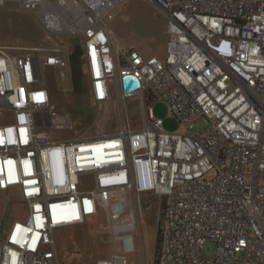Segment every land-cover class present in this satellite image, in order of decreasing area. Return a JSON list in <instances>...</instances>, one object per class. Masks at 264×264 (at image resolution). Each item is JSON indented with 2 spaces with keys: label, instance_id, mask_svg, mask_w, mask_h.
<instances>
[{
  "label": "built area",
  "instance_id": "2783aa9c",
  "mask_svg": "<svg viewBox=\"0 0 264 264\" xmlns=\"http://www.w3.org/2000/svg\"><path fill=\"white\" fill-rule=\"evenodd\" d=\"M124 1L0 0L33 12L50 40L24 52L0 45V115L12 119L0 124V197L10 207L18 196L27 212L7 229L0 219V264H61L55 231L87 223L116 190L131 192L141 217L154 197L166 202L160 264H264V0H151L166 20L162 57L114 45L109 24ZM59 35L82 42L91 98L107 109L90 134L45 130H75L45 78L49 67L67 77ZM128 75L138 87H125ZM146 97L166 102L183 130H165ZM200 117L209 125L196 132ZM49 154L66 162L58 175ZM128 262L114 252L95 264Z\"/></svg>",
  "mask_w": 264,
  "mask_h": 264
},
{
  "label": "rangeland",
  "instance_id": "374dc122",
  "mask_svg": "<svg viewBox=\"0 0 264 264\" xmlns=\"http://www.w3.org/2000/svg\"><path fill=\"white\" fill-rule=\"evenodd\" d=\"M109 26L115 46H134L145 56L162 57L166 53V20L157 4L151 0H125L121 13L110 21ZM57 38L65 50L66 64L63 68L67 77L62 81L61 70L49 67L45 71V78L53 102L73 115L75 130H45L55 137H72L77 131L90 134L96 130V125L92 124L94 118L106 114L107 109L98 108L91 98L82 42L65 35ZM49 43L47 32L33 12L11 3L0 5V45L24 52ZM65 86L69 88L67 93L62 90ZM145 100L149 101L153 115L162 118L165 130H183L182 124L174 117L166 102L154 97H146ZM126 105L132 126L135 129L141 128V99L136 96L128 98ZM118 117V111L114 110L112 119L104 125L108 132L115 130ZM11 121V117L0 115V124ZM208 125V119L200 117L195 121L194 129L201 132ZM16 199L9 207L7 196L0 197V213L7 211L6 216H0L5 229L14 219H24L27 214L20 198L16 196ZM154 201L157 204L153 208L144 209L141 217L131 192L116 190L111 193L110 204L102 205L87 223L58 228L55 237L61 264H95L99 259L109 258L114 252L126 254L128 264H153L160 243L157 240H160L164 225L162 200L154 197ZM202 250L206 256L213 257L216 252L215 242L205 241Z\"/></svg>",
  "mask_w": 264,
  "mask_h": 264
},
{
  "label": "clouds",
  "instance_id": "9594fccd",
  "mask_svg": "<svg viewBox=\"0 0 264 264\" xmlns=\"http://www.w3.org/2000/svg\"><path fill=\"white\" fill-rule=\"evenodd\" d=\"M48 161L54 174L58 175L65 168V160L56 154H49Z\"/></svg>",
  "mask_w": 264,
  "mask_h": 264
},
{
  "label": "trees",
  "instance_id": "16d2710c",
  "mask_svg": "<svg viewBox=\"0 0 264 264\" xmlns=\"http://www.w3.org/2000/svg\"><path fill=\"white\" fill-rule=\"evenodd\" d=\"M162 204H163V209H164V225H165V218H166V202L164 200H162ZM164 225H163V229H162V234L160 237V240L158 238L157 243H159V247H158V251H157V255H156V261L153 264H160L159 263V258H160V252L162 249V245H163V237H164Z\"/></svg>",
  "mask_w": 264,
  "mask_h": 264
},
{
  "label": "water",
  "instance_id": "95a60500",
  "mask_svg": "<svg viewBox=\"0 0 264 264\" xmlns=\"http://www.w3.org/2000/svg\"><path fill=\"white\" fill-rule=\"evenodd\" d=\"M125 87L129 89H133L138 87L139 85V79L137 77H134L132 75H128L125 77Z\"/></svg>",
  "mask_w": 264,
  "mask_h": 264
},
{
  "label": "crops",
  "instance_id": "0c3cea01",
  "mask_svg": "<svg viewBox=\"0 0 264 264\" xmlns=\"http://www.w3.org/2000/svg\"><path fill=\"white\" fill-rule=\"evenodd\" d=\"M133 47H134V46H133ZM135 48H136V47H135ZM136 49H137V48H136ZM86 66H87V65H86ZM87 178L91 179V178H92V176H90V175H89V176H87ZM77 225H78V224H77ZM71 226H72V225H71Z\"/></svg>",
  "mask_w": 264,
  "mask_h": 264
}]
</instances>
